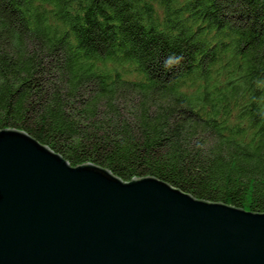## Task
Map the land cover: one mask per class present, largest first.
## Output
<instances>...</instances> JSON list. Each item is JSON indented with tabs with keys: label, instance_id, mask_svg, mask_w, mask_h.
Instances as JSON below:
<instances>
[{
	"label": "trees",
	"instance_id": "16d2710c",
	"mask_svg": "<svg viewBox=\"0 0 264 264\" xmlns=\"http://www.w3.org/2000/svg\"><path fill=\"white\" fill-rule=\"evenodd\" d=\"M262 77L264 0H0V129L73 166L264 212Z\"/></svg>",
	"mask_w": 264,
	"mask_h": 264
},
{
	"label": "water",
	"instance_id": "95a60500",
	"mask_svg": "<svg viewBox=\"0 0 264 264\" xmlns=\"http://www.w3.org/2000/svg\"><path fill=\"white\" fill-rule=\"evenodd\" d=\"M0 264H264V212L71 165L0 129Z\"/></svg>",
	"mask_w": 264,
	"mask_h": 264
},
{
	"label": "clouds",
	"instance_id": "9594fccd",
	"mask_svg": "<svg viewBox=\"0 0 264 264\" xmlns=\"http://www.w3.org/2000/svg\"><path fill=\"white\" fill-rule=\"evenodd\" d=\"M184 55L181 52H170L163 58V67L165 69H172L182 63ZM255 86L257 88H264V77L255 79Z\"/></svg>",
	"mask_w": 264,
	"mask_h": 264
}]
</instances>
